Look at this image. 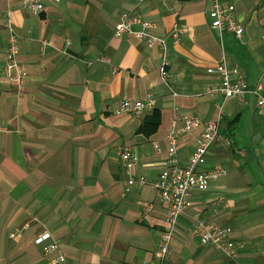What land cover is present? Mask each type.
<instances>
[{
  "label": "crops",
  "instance_id": "obj_1",
  "mask_svg": "<svg viewBox=\"0 0 264 264\" xmlns=\"http://www.w3.org/2000/svg\"><path fill=\"white\" fill-rule=\"evenodd\" d=\"M42 2L32 14L19 0H0V264H48L55 254L34 243L43 230L65 264L151 263L167 208L150 184L127 185L118 151L133 147L132 174L153 180L174 116L211 120L220 106V133L232 143H214L199 169L220 166L226 174L191 193L167 264H264V114L252 94L241 106L211 93L218 76L206 71L224 59L264 95V0H220L243 25V43L211 27V0ZM123 12L155 22L159 35L178 32L180 42L170 44L171 88L160 80L157 49L115 35ZM8 13L24 71L20 87L4 76ZM148 95L153 110L115 112L121 99ZM198 129L180 136V164L194 151ZM141 201L152 210L145 213ZM198 219L231 226L233 257L199 242Z\"/></svg>",
  "mask_w": 264,
  "mask_h": 264
},
{
  "label": "built area",
  "instance_id": "obj_2",
  "mask_svg": "<svg viewBox=\"0 0 264 264\" xmlns=\"http://www.w3.org/2000/svg\"><path fill=\"white\" fill-rule=\"evenodd\" d=\"M58 2L59 0H53ZM22 8L32 14H38L43 10L42 0H19ZM208 18L212 28L220 35L229 32L241 43L245 40L243 25L231 13L226 12L220 0H211L208 10ZM4 26L8 32V45L4 55V76L9 82H14L17 87L22 84L24 71L17 57V35L14 31L9 13L6 16ZM156 23L144 19L136 13L123 12L120 14L116 24L115 35H129L141 39L149 48L157 49L159 53L158 73L161 82L167 87L170 85V44L180 42L177 31L172 30L165 35L155 32ZM48 44V41H43ZM210 74H217L218 83L210 88V92L221 94L224 99L234 100L238 105L247 104V94L255 97L257 107L264 114V95L257 88H249L244 74L239 66H227L224 59L214 66L206 68ZM172 91V90H171ZM175 95V92L172 91ZM155 101L149 95L142 100L121 99L115 108L117 114L126 113L134 116L153 110ZM182 120L183 124L178 126L177 122ZM222 121V106L215 119L201 120L198 116H177L171 121V129L168 133L167 154L162 162V168L157 177L147 180L144 176H134L138 156L133 147H123L118 151L121 167L129 174L127 185L150 184L158 193L161 203L166 205L167 211L164 217V228L158 238L157 249L151 263L144 264H167V255L175 237L178 218L191 206V193L195 190H204L210 182L226 174L223 167H213L200 170L206 161L210 148L214 143L227 146L232 143L220 133ZM198 129L195 137L194 151L188 156L186 163L180 164L178 159V141L180 136ZM141 209L148 213L153 208V203L141 201ZM232 228L227 224H219L216 221H205L198 219L194 233L198 236L202 245L211 246L228 257L235 255L238 243L231 239ZM34 243L41 247L44 254H55L50 258L48 264H65L66 259L58 252L57 242L53 239L49 230H43L34 238Z\"/></svg>",
  "mask_w": 264,
  "mask_h": 264
},
{
  "label": "trees",
  "instance_id": "obj_3",
  "mask_svg": "<svg viewBox=\"0 0 264 264\" xmlns=\"http://www.w3.org/2000/svg\"><path fill=\"white\" fill-rule=\"evenodd\" d=\"M156 116H158V112H157L156 110H154V111H153V115H152V117H150V118H153V117L156 118ZM148 118H149V117H148ZM148 118H145L144 123H146V121L148 120ZM150 118H149V120H150ZM154 120H156V119H154ZM155 123H156V122L153 121L152 124H153V125H156Z\"/></svg>",
  "mask_w": 264,
  "mask_h": 264
}]
</instances>
